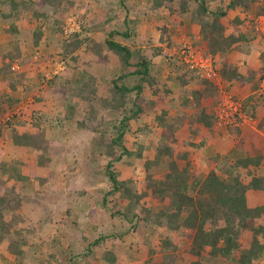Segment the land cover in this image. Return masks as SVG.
<instances>
[{
  "label": "rangeland",
  "instance_id": "obj_1",
  "mask_svg": "<svg viewBox=\"0 0 264 264\" xmlns=\"http://www.w3.org/2000/svg\"><path fill=\"white\" fill-rule=\"evenodd\" d=\"M23 1L28 4L31 1L32 5L30 2L28 6H13L10 1L0 0V68L11 67L9 73L0 74V93L16 99L13 103H2L0 98V127L3 128L0 199L12 206L5 211L4 217L8 231L0 228V264H169L170 255L176 264H239L238 255L231 259L213 257L210 248L199 256L194 255L185 229L171 231L162 224L167 220L161 214L169 212V197L157 198L147 190V179L165 180L169 165L174 163V169L181 173L187 171L190 176L189 195L196 200L203 181L216 169L233 171V175L238 174L245 184L251 180L250 173L257 176L264 173V161L259 167L248 170L236 164L240 157L249 153L264 158V100L257 107V116L253 117L255 123L251 126L232 124L225 128L219 125L215 109L221 99V88L223 93L241 101L248 91L229 89L230 85L222 77L220 85L207 84L198 71L192 72L181 62L183 46H194V41L183 24L178 27L179 20L183 19L173 10L178 1L165 0L164 3L172 8L164 9L166 14L156 8L158 0H134L135 3L132 0H61L57 6ZM229 3L230 0H206L208 9L213 12L227 10ZM193 5L195 23L209 19L196 16L194 11L198 4ZM238 7L254 18H246L247 29L241 30L242 35L239 33L247 37L246 40L240 38L225 55L238 71L252 69L257 72L259 86L264 76V71H260L264 69V33L256 30V20L264 13V0H243V5ZM72 14L80 15L86 26L78 37L67 39L62 25ZM164 15L172 17L176 23L162 21ZM234 17L233 23L241 22L240 16ZM227 19L223 17L220 22L224 27V21L230 30ZM55 20L58 24L53 23ZM36 25L45 31L38 46L24 34L26 29L32 31ZM113 31L123 35L129 31L128 37L114 35V41L133 51V61L149 63L148 77H130L120 80L119 85L133 87L143 83L144 93L156 106L129 122L122 147L111 146L117 135L114 127L119 125L121 118L117 112L106 109L112 99L110 81L130 69L105 46ZM97 45L104 48L105 61L93 53ZM237 49L249 56L244 65L240 54L235 53ZM218 67L220 73L221 65ZM75 69L82 70L86 76L85 89L79 90L74 84ZM188 80L192 83L186 84ZM13 81L16 85L11 88ZM145 81L153 82V86ZM106 82L109 85H105ZM207 88L211 89L209 94L205 93ZM198 91L205 94L194 100L193 95ZM128 97L134 101L136 93ZM186 98L190 99L187 106L183 104ZM196 100L200 101L199 107L195 106ZM203 110L214 118L211 130L202 129L197 122ZM164 111L166 123L178 127L173 136L175 141L170 145L172 155L161 157L159 161L157 149L162 144L160 119ZM91 127L100 128L102 134L93 132ZM105 127L108 132L104 134ZM243 128L258 129L262 135L246 146ZM16 132L39 135L41 147L16 145L12 138ZM95 139L99 140L96 147ZM125 149L132 155L114 160L117 179L137 192H148L135 208L136 216L129 214L133 222L123 216L127 211L126 202L120 194L108 197L105 206L99 205L113 189L106 165ZM41 158L44 161H39ZM17 173L21 174V179ZM196 182L199 185L195 186ZM160 215L162 219L157 223ZM256 223L264 226V218ZM234 226L239 232L238 224ZM122 232L125 235L120 239L109 237ZM100 237L106 240L95 242ZM252 237L250 232L239 234L243 251L250 249ZM259 238L264 241L262 235ZM166 239L177 244L178 250L163 252ZM14 243L22 249L20 254L12 247ZM90 244L91 253L87 252ZM109 254L114 255V263L110 262ZM256 264H264V257Z\"/></svg>",
  "mask_w": 264,
  "mask_h": 264
},
{
  "label": "trees",
  "instance_id": "obj_2",
  "mask_svg": "<svg viewBox=\"0 0 264 264\" xmlns=\"http://www.w3.org/2000/svg\"><path fill=\"white\" fill-rule=\"evenodd\" d=\"M10 1L13 6H28L30 4L16 0H6ZM35 3H47L49 5L57 6L61 4V0H32ZM168 2H173L174 0H167ZM178 1L177 7L173 10H177L179 14L183 17L185 15L192 20H195V16L193 13H189L191 9H193V4H198V9L194 11L195 15L203 17L206 16L209 18L199 20V24L201 26V36L205 43H207L206 53H210L214 56L219 57V64L221 65L220 74L222 78L230 85L229 89L234 90L235 88L244 90L245 87H251L253 93L242 101L243 104V112L246 115L256 117V109L261 104V100L263 103L264 96H258L255 94V90L258 89L257 75L258 73L254 70L250 69L245 74L240 73L236 68H233L229 60L226 58V53L229 50L233 49V46L242 40H246L247 37L240 36H225L224 27L221 25L220 19L227 16L228 10L237 8L238 6L243 5V0H230L227 10H222L218 12L210 11L207 7L206 0H175ZM192 1L194 3H192ZM257 1V0H253ZM156 8H161L166 5L165 0L156 1ZM172 3H170L171 5ZM32 5V2H31ZM168 6V5H167ZM169 9H172L169 7ZM10 15H3V17H7ZM201 16V17H202ZM194 18V19H193ZM212 19V21H211ZM55 20L53 23L58 24ZM196 21V20H195ZM59 29V28H58ZM61 31V29H59ZM44 30L42 27L36 25L34 29L25 30L24 34L27 35L28 40L34 45L38 46L41 42L44 34ZM119 37H128L129 31H126L123 34L118 32H111L110 39L106 40L105 46L110 51H113L122 59L123 66H126L130 69V71L124 74H120L118 77L112 79L110 84L113 85L112 89V99L110 100V106L107 105V109L110 112H117L119 117L121 118L119 121V125L115 126V131L117 132L116 138L112 140L113 147H122V141L124 137L129 132V122L133 119H139L142 115H146L147 112L151 109H155L156 106L153 104L152 100L149 96L144 93V87L142 84H137L136 86L129 87L127 85H119L120 80L129 79L130 77H148L149 75V63L146 61H133V51L125 45L114 41L116 36ZM76 35L75 37H78ZM75 45V44H74ZM75 47V46H74ZM103 49L100 48L99 45L93 48V53L98 55L99 57H103V61H105V55H103ZM103 53V54H102ZM221 57H220V56ZM77 58L74 57V61ZM5 66L0 68V74L4 71L7 73L10 72L11 67ZM261 72L264 69H260ZM82 70L77 71L75 69L74 84L81 89H85V84L88 83V80L84 73H81ZM5 73V74H6ZM81 73V74H80ZM57 79H61V77L57 76ZM205 83L214 85V82L209 81L207 79ZM150 86H153V82L145 81ZM144 82V83H145ZM11 88H14L16 82H12ZM108 82L105 83V85ZM109 85V83L107 84ZM215 86V85H214ZM110 90V89H109ZM209 90V91H208ZM211 89H206L205 93L209 94ZM132 93H136V99L134 101H130L128 98ZM204 91L195 92L194 100L203 94ZM71 96H73L71 94ZM0 98L2 103L9 101V103L15 102L16 99L12 98L7 93H0ZM193 100V97L191 98ZM157 103V102H156ZM190 103V99L184 101V105L187 106ZM200 101L196 100L195 106H200ZM157 105V104H156ZM167 113L164 111L161 117V125L163 127V135H162V144L157 149V157L160 158L164 156H171L172 152L170 150L171 143H174L175 138L173 137L176 130L177 125H171L170 122L166 123ZM213 116H210L202 111L201 117L198 119V124L201 127H205L209 130L213 127ZM93 132H98L100 134L101 130L98 127H91ZM3 131L2 126L0 127V135ZM102 132L107 133L108 127H105ZM37 134H19L15 133L13 138L14 143L24 148L34 147L35 149L40 148L42 145V141L38 137ZM95 147L98 146L99 140L96 139L93 141ZM131 152L126 149L123 151L121 155L117 158H111L107 165V174L108 179L112 183L113 189L106 194L103 198L102 202L99 204L100 206H105L108 203V197L114 196L116 194H120V198L125 200L126 220L133 222L134 219H129V214L133 213V217L136 216L134 214L135 208L140 205L141 200L147 196L148 192L140 193L137 192L134 188H132L129 184L124 181H119L117 179L116 172L114 171V164L116 161L122 160L123 156H130ZM257 156V155H256ZM256 156H243L240 157L237 161V166L242 167L244 169H250L253 167H259L264 161L261 155ZM111 157V156H110ZM44 161L43 158L39 159V161ZM38 162V161H37ZM39 164V163H38ZM170 168L166 172L165 180L157 181L154 178H148L147 180V190H151L152 194H154L157 198L169 197V212H163L162 217H166L162 224L169 228L171 231H180L181 229H185L187 231V241L191 243V251L194 255H201L205 249L210 248V254L213 257H223L226 259L237 258L239 264H256L257 261L261 260L264 257V241L259 238V235L264 237V226L257 225L260 219L264 218V205L257 207H249L247 203V193L250 191H264V173L260 175L251 176V180L248 183H243L240 180V176L236 173L233 175V171L225 170V169H216L212 171L208 177L203 181L201 185L200 192L196 200L192 195H189V183L190 176L186 173H181L178 169H174V163L169 165ZM225 170V171H223ZM17 177L19 179L22 178L21 174L17 173ZM37 177V176H36ZM42 183L44 182L42 178L37 177ZM199 185L197 182L195 186ZM12 206L5 200L0 199V228L1 230L8 231L7 224L5 222V211L7 209H11ZM188 213H185V211ZM119 214V213H118ZM116 215V214H112ZM120 215V214H119ZM161 215L156 219L158 223L162 218ZM21 220L22 218L19 217ZM234 223L238 224L239 232L234 228ZM209 226V227H208ZM133 228H137L133 225ZM250 232L253 237V241L251 243V247L247 251H243L241 249V245L239 242V234L241 232ZM8 233V232H7ZM18 234H20L18 232ZM109 236L113 238H122L125 233L114 234ZM106 240V237H100L95 242L100 240ZM94 242V243H95ZM96 243V245H98ZM164 247L162 248L163 252H175L178 250V245L174 244L169 239L163 241ZM17 253H21L22 249H19L15 243L12 245ZM92 248V244H90V248L87 249V252H90ZM155 252V251H153ZM109 260L111 263L116 261L113 254H109ZM171 257V259H170ZM168 261L169 264H176L172 256L170 255ZM76 264V263H72ZM191 264H199L198 262H193Z\"/></svg>",
  "mask_w": 264,
  "mask_h": 264
},
{
  "label": "built area",
  "instance_id": "obj_3",
  "mask_svg": "<svg viewBox=\"0 0 264 264\" xmlns=\"http://www.w3.org/2000/svg\"><path fill=\"white\" fill-rule=\"evenodd\" d=\"M256 20L258 32L264 33V13L257 17ZM85 22L80 15L72 14L67 17L62 25V33L69 39L76 35H80L85 28ZM181 62L192 71H198L201 77L220 85L221 76L219 73V59L210 53L196 48L192 44L184 45L181 51ZM13 69H16L15 67ZM258 96H264V76L261 84L256 90ZM215 117L222 127L251 126L254 124V118L243 112V104L241 100L235 99L229 93H223L221 88V99L215 109ZM254 128V127H253Z\"/></svg>",
  "mask_w": 264,
  "mask_h": 264
},
{
  "label": "crops",
  "instance_id": "obj_4",
  "mask_svg": "<svg viewBox=\"0 0 264 264\" xmlns=\"http://www.w3.org/2000/svg\"><path fill=\"white\" fill-rule=\"evenodd\" d=\"M133 1L134 0H132V2ZM133 3H135V2H133ZM166 8H169V6L165 5V6L161 7V8H159V11L162 12V14H163V12L166 14V10H164ZM175 11H177V10H175ZM177 13H179V12L177 11ZM177 13H176V15H177ZM189 13H191V14L193 13L192 9H191V11ZM172 15H175V14H172ZM236 15L237 16H240L239 18H240L241 22H236V21H234V23L232 22V20H234L233 18H235L234 16H236ZM182 18L183 19H180L179 20V23H178L179 26L178 27H181V25L183 24V28L189 32V35L191 37V40L194 41L193 44L196 45V46H198V48L203 49L204 51L207 50V43L202 42V36H201V33H200L201 32V26H200L199 22H196L195 23V20H192L191 18H188L187 15H185V17H182ZM186 18L189 21H187ZM227 18H228L227 21L229 22L228 24H230V27H231L230 30L228 28L229 25L227 26V25H225L224 21L222 22V24L226 28L225 29L226 30V35L227 36L228 35H235V37H239L240 36L239 33L241 34L243 31L245 32V30L247 29L245 27V23L248 24V22H246V18H248V19L251 20L252 18H254V16L251 13L245 12L244 9H242L240 7H237V8L231 9V10H229L227 12ZM182 20H183V22H181ZM162 21L176 23V22H174V20L172 19V17L171 18L170 17H166L165 15H164V18H163ZM241 30H243V31H241ZM238 45H240V44L238 43L237 46ZM138 48H141V47H138ZM240 51L241 50L237 49V50H235V53L238 54V56L240 54L241 57H239V58H241L243 60L241 64L244 65L245 60H247V58L249 56H248V54L247 55H245V54L242 55L243 52H240ZM235 53H233V55ZM192 72H194V71H192ZM239 72L242 73V74H245L246 73L245 71H239ZM190 82L191 81L188 80L185 83L187 84V83H190ZM239 90H241V89H239ZM242 91H248V93H246V96H245L246 98H248L253 93L252 88L250 86L249 87H245L244 90H242ZM258 127H259V125H258ZM202 129L205 130L207 128L203 127ZM242 131H243L242 132V135H243L242 137H243L244 145H246V146L248 144H250V143H254V140L255 139H258V137H259L258 135H262L261 134L262 132H260L258 129L257 130L254 129L253 131H251L250 129H247L246 128V130H244V128H243ZM252 132L253 133H258V134H256V136H255V135H253ZM252 139H254V140H252ZM248 155L249 156H256V155H254L252 153H249ZM247 200L249 202V206L250 207H253V208L254 207H257V206L264 205V191H250V192H248L247 193Z\"/></svg>",
  "mask_w": 264,
  "mask_h": 264
},
{
  "label": "clouds",
  "instance_id": "obj_5",
  "mask_svg": "<svg viewBox=\"0 0 264 264\" xmlns=\"http://www.w3.org/2000/svg\"><path fill=\"white\" fill-rule=\"evenodd\" d=\"M195 46V45H194ZM195 47H197V46H195ZM200 49V48H199ZM201 50H203V49H201ZM204 51V50H203ZM204 52H206V51H204ZM215 57H217L218 58V56H215ZM221 76V75H220ZM222 77V76H221ZM255 94H256V90H255ZM257 95V94H256ZM242 102V101H241Z\"/></svg>",
  "mask_w": 264,
  "mask_h": 264
}]
</instances>
